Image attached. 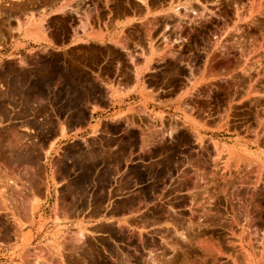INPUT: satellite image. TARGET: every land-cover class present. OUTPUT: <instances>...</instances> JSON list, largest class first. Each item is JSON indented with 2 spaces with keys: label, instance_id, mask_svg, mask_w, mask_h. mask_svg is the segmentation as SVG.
<instances>
[{
  "label": "rangeland",
  "instance_id": "1",
  "mask_svg": "<svg viewBox=\"0 0 264 264\" xmlns=\"http://www.w3.org/2000/svg\"><path fill=\"white\" fill-rule=\"evenodd\" d=\"M181 1L0 0V84L2 85L0 90V115H3L0 118V127L11 128L19 124L20 114L24 107L23 97L20 92L22 88L28 86L44 93H53L54 96H50L51 102L49 101L48 103L44 98L43 105L49 107L54 103L58 113L55 112L56 114H54V111H51L52 113L49 111L44 112V114L47 113L46 118L48 119L46 120L50 124L57 123V121L63 123L70 130H76V127L82 128L75 132L76 136L73 140L70 139L62 149H59L60 156L57 158L58 167L55 172V179L57 181L60 179L58 190L60 195L66 197L67 202H71V196L74 193L87 191L95 194L100 187L103 190L104 201L108 196L116 200L115 193L117 191L113 190L117 187L122 189L136 188V185L134 186V175L137 173L142 177L137 185L147 189V192L152 191L153 187L150 186L156 185L160 197L166 194V198L155 201L156 206L149 208L147 212L140 216L137 223L123 225L124 229L126 227L127 230H130V234L132 233L131 238L125 239L124 234L126 233L123 232L121 239L124 241L113 243L103 239L104 231L116 234L114 229L106 225H99L97 232L95 228L84 229L85 232L98 236L99 240L88 239L87 243H85L84 255L77 256L76 254L70 256L69 261L72 264H169V262L171 264H187V259H189V264H264V216L261 221L258 218H252L253 213L257 211V207L254 206L253 202L264 201V168L259 167L257 161L253 159L256 155L252 154L254 151L262 150L264 155V138L257 145L253 137L260 122H264V101L259 105H254L255 103L252 102L250 106L246 102L242 103V99L245 98L242 95L244 91L250 89V93H255L258 88H264V34L261 33L264 32V15H262L264 14V0H234L235 3L233 0L232 2L229 0L231 2L230 5L228 0V2L223 0L224 6L222 0H190L192 3L188 5L177 6L180 3L182 4ZM175 3L179 8L174 12L177 16L174 22L173 19L176 16L175 14L172 16V32L169 36L174 38H192L197 41L219 40L220 51L225 53L229 51V54L233 53L232 60L228 64H223L224 68L220 69L221 76L219 74L218 84H216L220 114L217 118H213V121H205V124L214 128L219 125L213 138L219 144L224 145V151L218 153L215 150L217 148H215L211 155L209 150H205L204 159L201 158L204 162L200 158V160H197L192 150L194 147L192 140L189 143L188 138L180 127V124L183 123L182 120L188 114L192 116L195 122L196 118L194 116L197 109L200 108L197 105L200 101V96L186 98L189 103L183 108L180 103L181 97L176 98V94L183 91L187 77H194L200 74V71L196 68L201 66L202 56L199 53H197L199 57L195 58L197 60L196 66H193L190 74L182 62L179 63V60L183 57L180 53H188L187 47L184 46L175 50L176 53L174 55L167 54L163 62L155 63L157 68L155 72L146 74V78H152V91L156 90L155 86L166 90L173 87L172 89L176 93L174 95L161 94L152 102V98L149 97L151 102L149 108L153 110V113H161L163 119L158 127L153 128L152 122L154 119L152 120L150 116H147L148 118L144 116L147 121L144 119L142 129L150 137L154 133L165 135L166 149L161 151L160 154H154L153 158L147 161V166L141 165L137 169L132 160H125L132 150L131 143H133L135 138L133 127L128 125L125 117H128L129 113L132 112V107L139 98L133 93L130 99H125L126 95L122 92H120L119 98H113L107 95L106 90L108 89L105 88L103 82L105 77L109 78L110 80L107 81L110 83V87L120 91H125V88L133 82L132 68L135 67V63L134 60L130 61L127 52L114 42V38L117 35L119 38L118 32L121 29L123 30L124 33L120 34V38L125 40L127 48H133V50H136V47L134 48L133 46V30L138 27L143 39L152 38L150 40L166 41V22H170V14L145 17L151 14L150 10L153 12L160 10L157 13L160 14L166 11L165 9L168 8L169 4L173 5ZM254 3L258 4V6ZM259 3H262L261 7H259ZM227 4L229 7H227ZM229 8L233 10H229ZM57 9L62 12L57 11ZM215 9L216 11L214 12ZM226 10L229 14L225 13ZM211 12L212 15L210 14ZM217 12L219 15L221 14V17ZM230 13L235 16L230 17ZM128 16H134L137 19L131 25L123 26L119 20ZM200 16L203 18L201 19ZM226 16H228L227 19L225 18ZM253 17H257V21H254L255 18L252 19ZM260 17L261 19H259ZM206 19H209L208 22ZM226 20L228 21L226 22ZM258 20L262 22V24L260 23L261 30H258L259 33L253 28ZM83 21L86 22L84 28L81 26ZM137 21H140V24ZM249 21L250 24H248ZM32 22L35 25L39 22L41 23V28L46 37L45 40H38L35 34H28L29 28L32 27ZM252 22L255 23L252 25ZM245 27L248 30L247 28L244 29ZM221 28H227V30H224V32ZM252 29L257 32L254 33ZM87 31L102 33L104 37L102 40L90 39L86 34ZM78 33H84V39H78L74 45L68 48L55 50L57 48L55 42L51 40L52 37L63 41ZM220 35H224L226 39L224 36L223 39ZM169 36L167 38H170ZM218 36L225 41H220L221 39H218ZM251 36L253 40L250 39ZM46 40H49L50 44ZM241 42L244 43L242 44ZM234 45L235 48H232ZM224 46L227 47L225 48ZM151 50L153 51V48ZM21 57L25 59L26 64L18 65L17 62ZM230 62H232L231 67ZM227 67L230 68L227 69ZM168 76L176 78L174 86L166 83L165 80ZM224 78L228 79V81ZM232 79H235L234 82ZM246 80L248 83H246ZM218 87L220 90H218ZM225 88L228 89L227 93ZM237 88L240 89L238 90ZM53 98L54 101L52 100ZM105 98H109L114 102L116 110L92 117V112L89 110L90 103H104ZM143 98L147 99L146 97ZM208 98L210 99V97ZM247 98L252 100L253 95ZM45 102L47 103L45 104ZM140 102L142 103V101ZM10 105H14L13 108ZM145 115H149V113ZM241 115H244L245 118L242 119ZM117 116L121 117L117 118ZM8 117L10 120H6ZM37 117L33 119V122L38 120ZM196 120L199 121L198 119ZM91 121H93V125L98 126V131L94 134L92 133L93 125L89 126ZM239 121L248 125L250 129L244 132L243 127H238ZM29 126L34 128V124H29ZM9 130L8 133L10 132V134L8 135L12 134L10 136L12 138L14 137L13 134L18 132L16 128H11L12 131ZM14 130L15 133H12ZM8 135L7 137L6 135L0 136V144L4 153L9 150V154H13L16 147L11 144V138L8 141ZM249 136H251V139H249ZM20 139L22 140V138ZM234 139H238L244 144L248 142V153L250 152L251 154L233 152L231 147ZM6 143L11 144L10 147ZM215 146L217 147V145ZM165 153L166 159L162 160L158 157ZM221 155H223L222 158ZM131 156L132 154L130 158ZM234 157L237 159L236 161L235 159L230 160ZM154 158L155 160H153ZM98 171H100V174H98ZM116 171L119 174L114 179H117L118 182L113 180V175ZM163 175H166V187L161 186L158 182V178ZM108 190L112 192L108 193ZM1 194L3 193L0 191V198L2 199L3 196ZM11 208L15 210L14 207ZM50 208L51 206L49 205L47 208L40 205L37 211L33 213L32 219L22 221L18 229L12 220L16 219L18 214L16 212L19 207L18 209L16 207V212L10 208L2 207L0 209V220L2 219L0 221V231L3 233L1 234L0 232V264L63 263V256L57 253V249L55 248L54 250V248L49 247L40 238V231L45 223L42 218L45 215H49ZM3 209L8 211V215L7 213L3 214ZM74 212L75 208L71 206L69 213L73 214ZM244 212L250 213L248 216L250 221L243 219L242 214ZM11 213L16 216L14 217ZM2 215H5V217H2ZM73 217L71 216L69 219H74ZM69 222V228L73 229L75 221L73 223ZM198 226H201L200 229ZM135 232L139 234L136 235ZM119 235L118 233L117 236L121 237ZM8 237L10 238L8 239ZM200 237L201 239H199ZM45 238L48 242L50 241V236ZM209 240H212L214 245ZM66 242L68 241H63V243ZM69 242L76 247L80 244L79 240ZM210 247L213 250H209L208 248ZM87 249L88 251H86ZM205 249L206 251L208 250L207 253L209 255ZM52 251L54 252L53 255H51ZM186 252L189 255L187 253L186 256ZM242 252L247 255L246 260L239 257ZM205 253L207 254L206 258H203ZM211 257L213 261H209Z\"/></svg>",
  "mask_w": 264,
  "mask_h": 264
},
{
  "label": "crops",
  "instance_id": "2",
  "mask_svg": "<svg viewBox=\"0 0 264 264\" xmlns=\"http://www.w3.org/2000/svg\"><path fill=\"white\" fill-rule=\"evenodd\" d=\"M181 2H182V4L180 3L177 6L181 7L183 4L184 5H188L189 3H192V1H190V0H182ZM177 6H176V3L173 4V5L169 4L168 8L165 9L166 11L162 12V13L159 12L160 14H157L158 11H160V10H155V12L150 10L151 14L147 15L145 17V18H149V17L158 16V15H161V14L164 15L166 13L170 14V16H169L170 17L169 18L170 22L169 23L166 22V41H163V40H160V41L150 40V42H149L148 38L147 39H143L142 38L143 35L140 34V28L138 27V28L133 30V32H134V34H133V38H134L133 43H134V45L133 46H134V48L136 47V50L135 49L133 50V48L132 49L127 48L125 40H121L120 34L124 33L123 30L121 29L118 32L119 33V38H118V35H117L116 38H114V42L116 44L120 45L122 47V49L127 52L130 61L135 60L134 63H136L135 67L132 68V81L133 82L129 86H127V88H125V91H120L118 89H114V88L110 87V83L107 81V80H110L109 78L105 77L104 78V82H103V84L105 85V88L108 89V90H106L107 91V95H109V96H111L113 98H119L120 95H121L120 92H122L124 95H126L125 99H130V97L133 95V93L138 98L140 97L135 102L134 106L132 107V112L133 113L130 112L129 116L125 117V120L127 121L128 125H130L132 127L134 126L133 127V130H134L133 133L135 134L134 141H133V143H131L132 144V150L130 151L128 157L125 160H129V159L132 160L133 163L136 165V168L138 167L137 169H139L141 167V165L147 166L148 163H146V162L148 160H151L153 158L154 154H156V153L160 154L161 151L166 149V138H165V135H160V133H154L152 135V137H150L149 135L147 136V134L143 131L141 126L144 125V121H145L144 118H143L144 115L142 117V115L140 116L138 114V111H135V110H138V108H137L138 106L137 105L140 103V101H142V103H143V105L145 107V111H148V113L151 114V118L152 119L154 118V120L152 122L153 123V127H158L159 124H161L163 116H162L161 113H158V112L157 113H153V110L149 108L150 103L153 100H156L157 96H160L161 94L173 95L174 93H176V91H174L172 89L173 87L168 89V90H166V89H163V88L155 86L156 90L152 91L151 90V82H150V81H152V78H146L145 75L149 74L151 72H155L157 70V68L155 67V63L163 62L165 60L167 54L168 55H174L176 53L175 50L183 48L184 46L187 47L186 49L188 50V53H180V55L183 56V57H182L181 60H179V63L182 62L183 66H185V68H187L188 71L190 70L189 73H191V69L193 68V66L194 65L196 66L197 60H195V58L199 57V56H197V53H199L202 56V61L200 63L201 66H197L196 67L198 69V71H200V74L197 75V76L191 77V78L187 77V80H186V83H185L187 85H185V87H184L182 92H180L179 94H176V98L177 97H181V102L180 103H181V105L183 107V106L188 105V103H189L186 100V98L189 99V97H192V96H195V97L200 96V99H199L200 101L197 104L198 106H200V108L197 109L196 114L194 116L199 121H197L194 118L195 119V122H194L192 116L188 114L182 120L183 123L180 124V127L182 128L184 135L188 138L189 143H190V140H192V142L194 144V147L192 148V150H193V153L195 154V158L197 160H200L199 158L203 157L205 150H207V151L209 150L211 152V155H212L214 149L216 148L215 145L218 143L216 141V139L213 138V135H214L215 132H217V129H218L219 125H217L214 128L213 126H208L207 124H205L206 123L205 121L206 120H208V121L212 120L213 121V118L214 119L217 118L219 116V114H220L219 113L220 112L219 103H218L217 92H216L217 88H215L216 87L215 83L218 81V78H219V73L220 72H218V71H220V68L223 67L222 66L223 64H226L228 61H231V59L233 58V55L229 54V53H225L224 51H220L219 48H217V47H219V42L216 41V40L197 41V40L192 39V38H178V37L174 38V37L169 36L170 33L172 32V30H171V28H172V26H171L172 25V16L175 14L174 12L179 8ZM57 11L62 12L59 9H57ZM147 12H149V11H147ZM175 16H176V14H175ZM136 19L137 18L134 17V16H132V17L128 16V17H126L124 19H121L119 21L122 23L123 26H126V25H131L134 21H136ZM176 19H177V16H176V18L173 19V22ZM137 22H138V24H140V21H137ZM31 24H32V27L29 28L28 34H35L38 37V40H41V39L45 40L46 37L44 36V32H43V30L41 28V23L39 22L38 24L35 25L32 22ZM85 25H86V22L83 21L81 26L84 28ZM191 30H193V29H191ZM86 34H87L88 38H90V39L102 40L103 37H104V34L96 33L94 31H87ZM168 36L170 38H167ZM139 37H141V38H139ZM78 39H84V33H78L76 35H71L67 40H63V41L57 40L56 38H53V37L51 38V40H53L55 42V46L57 48L55 50H61V49L68 48V47L74 45L77 42ZM84 41H86V40H84ZM46 42H48L50 44L49 40H46ZM151 42H153L152 43L153 45H151ZM151 48H153V52H151ZM205 48H206V50H205ZM220 52H223V53L221 54ZM228 54H229V56H228ZM135 55L137 57H135ZM228 57L229 58L231 57V58L229 59ZM217 59H219V61ZM223 60H225V61H223ZM213 62H215V63L217 62V63L215 64ZM17 63H18V65H22V64H26V61H25V59L23 57H21L18 60ZM19 63H21V64H19ZM211 64L214 65V66H212ZM148 65H150V66H148ZM142 67L144 68L143 71H141ZM212 69H214V70H212ZM216 72H217V74H216ZM165 81H166V83L168 85L172 84V86H174V82L176 81V78H174L172 76H168V77H166ZM214 81H216V82H214ZM142 87H144V88H142ZM202 87H203V89H202ZM24 89L25 88H23V90H20V92H21V94L23 96H24L23 93H26V91H25L26 89L25 90ZM37 92H38V90H37ZM40 92H43V91H40ZM213 92H215V93H213ZM45 94L46 93H44V95ZM49 94H50V92L47 93L48 96L51 95V94L50 95ZM149 94H150V96H149ZM41 95H42V93H41ZM141 95L143 97H146L147 99H144V98L141 99ZM242 95H243V97H245V98L242 99V103L243 104L246 102L250 106L251 103L252 102H256V99H257V103H255L254 105H256V104L259 105V104H261L264 101V88H258V91L255 92V93H250V89H248V90L244 91V93H242ZM252 95L253 96H259V97H257V98L253 97V101L251 99L247 98V96L251 97ZM149 97L152 98L151 102L149 101L150 100ZM208 97H210V99ZM208 99L211 100V102H209ZM41 100L43 101V99H41ZM41 100L38 101V102H35V103H37L35 106H38L42 102ZM23 101H24V99H23ZM24 103H25V105H24L23 109L25 110L26 109L25 108L26 107V101H24ZM42 104L43 103H41L40 106ZM50 106L52 108V109L50 108L52 111L54 110V112H57L56 108L54 107V103H53V105L51 104ZM89 106H90L89 110L92 112L91 113L92 117H94L95 115H97V116L98 115H102L103 113H107V112L111 113V112L116 110V105L109 98L108 99L105 98L104 103L103 102L102 103L99 102V104L90 103ZM191 108H193V107H191ZM191 108H190V110H191ZM244 114H246V113H244ZM121 116H117V118H119ZM135 116L137 117L138 120H134V119H136ZM133 117H135V118H133ZM241 118L244 119L245 118L244 115H241ZM92 120H93V118H92ZM142 120H144V121H142ZM130 122H131V124H130ZM18 123L20 124L21 122L19 121ZM135 123L140 124V126L138 124H135ZM19 124L18 125H14V127L17 129L18 134L19 133L21 134L22 133L21 130H23V127L25 126V124H22V125L21 124L19 125ZM63 125H64L63 123H60L61 127H63ZM91 125H93V121H91L89 123V126H91ZM263 125H264V122H260V124L258 125L257 130L255 131V133L253 135L256 144L260 143L262 138H264V136H263L264 135V126ZM59 127H58V131H57L58 133L56 134V136H54L52 138V140L50 142L51 146L48 147V149H47L49 151V153H48V155L45 158V161L47 163L46 164V166H47L46 167V175H47L46 183L48 185V194L46 196H45V194L38 195L37 198L42 197V198H40V201H41L40 205L41 206H44L45 208H47L48 205L51 206L49 215H45L42 218L45 223H44V227L40 231V238H42L43 241H45L46 244L49 247L54 248V250L56 248L57 251H58V252L57 251L56 252L58 254H61V255L63 254L62 255L63 256V263H61V264H69L70 263L69 258H70L71 254L73 256L76 255V254L77 255H84L83 253H84V250H85V243H87L88 239L92 238V239H95V241L99 240L98 236H95L93 233L90 234L88 232H85L84 229H88V227L89 228H95L96 232H97L98 231L97 229H98L99 225H106V226L114 229V233H116V234L114 235L112 233H108V231H104L103 232V235H104L103 239H106V240H108L110 242H113V243H116L117 241H121V240L124 241L123 239H121L122 236H123L122 235L123 231L126 232V234H124V236H125L124 238L125 239H127L128 237L130 238L132 235L129 232L130 230L127 231V229H124L123 225L124 224L132 225L134 223H137L138 218L140 216H142L145 212H147L149 208L156 206L155 201L164 200L166 198V194L165 195L163 194V196L160 197V193L157 192L156 185L150 186V187H153L151 192H147V189L140 187V185H137L138 181H140V178H142L137 173L136 175H134V181H135L134 186L136 185L135 186L136 188L122 189L120 187H117L115 190H113V191H117L115 193L116 194V198H117L116 200L113 199L112 197L108 196V197H106V200L104 201L103 200V196H102V192H100V190L101 191H103V190H102V187H100L99 190L95 194L91 193V192H87V191H83L82 193L81 192L74 193L73 196H71V199H72L71 203L67 202V201H64V200H66V197L60 195L59 190H58L59 181H57L54 178L55 177L54 176L55 172H53L55 169H57L58 165H56V164H58V162L56 164H53L52 167H50L48 165V161L49 160L51 162L57 161L56 158H58L60 156L59 155V149L60 148L62 149V147L65 146L67 141H69L70 139L73 140V138H75V136H76L75 132L78 129H82V128L76 127V130H70V129L67 128V126H64V128L65 129L67 128V130L69 131L68 132L66 130L67 131L66 132L67 133V137H70V138L66 139L64 137H61L63 133L59 129ZM238 127H243L244 128V132H246L247 129L248 130L250 129L248 125L243 124L240 121L238 122ZM2 128H4V129H2ZM5 128H7V129H5ZM193 130H195V131H193ZM7 131H8V127H0V134L2 133L1 134L2 136L3 135H7L8 134ZM92 131H93L92 132L93 134L96 133L98 131V126L97 125H93L92 126ZM140 131L141 132L143 131V133H140ZM191 131H193V132H191ZM6 132H7V134H5ZM71 132L74 133V134L72 135ZM139 133L141 134V136H140ZM167 136L169 137L168 133H167ZM145 137H147L149 140L147 138H145ZM144 139H147V140H144ZM205 139H207V140H205ZM249 139H251V136H249ZM141 140H143V143L141 142L143 145L140 144ZM22 141H23V138H22ZM84 141H85V139H84ZM203 141L205 142L204 145H203ZM19 142H18V146L21 147V145H20L22 143L21 139H19ZM138 142H139V144H138ZM245 144L241 143L238 139H234L233 142H232V147H231L232 151L233 152L237 151V152H240L242 154H248V155L251 154L250 152L248 153L249 150H248L247 145L249 143L247 142ZM205 145H207V146H205ZM20 147H17V149L14 150V153L13 154L10 153V155H9V150H7V152L4 153L2 145L0 144V160H1L0 163H2V162L4 163V164L3 163L0 164V168L2 167L0 169V173L4 174V175H5V173H7V174H9V172L11 173V171H9V170L12 169L14 164H16L13 168L15 169V167L18 166V167H16L18 170L15 169L16 171H12L13 177L15 176L17 179H19V181H21L19 183L20 185L16 181V184L19 185V186H17L15 184L10 183L11 181L5 180L6 178L2 179V178H4L2 176L0 178L4 182L7 181L10 184L5 182L7 184L6 185V184L3 183V181H0V184L6 185L5 187H7V188H9V186L11 185V187L9 189H6V188L5 189L9 190L8 192H10V193H11V190L12 191L16 190L12 194L15 195L16 194L15 192H17L18 195L16 194L15 197L19 196L21 198V194L19 195V193H22V194H23V192L25 193L27 191L26 189H28V188H27V179H26L27 177L25 176V175H27L26 172H25L26 169H25V167H22L23 165L26 166V163H23V162H26V161H23V160H25L26 157L24 158L25 155H22L20 157V154H22V153H20V151H22L21 150L22 148H20ZM142 147H143V149H140ZM148 147H150V148H148ZM18 149H20V150H18ZM137 153H139V155ZM23 154H24V151H23ZM57 154H58V156H57ZM131 154H132V156L130 158ZM252 154L256 155L255 157H253V159L255 161H257V164L259 165V167L260 168H264V155H263L262 150L254 151V152H252ZM15 155H17V156H15ZM140 156H141V158H140ZM16 157H18V158H16ZM158 157L164 160V159H166V153L162 154V156H158ZM153 160H155V158ZM14 161L16 163H14ZM21 162H22V164H21ZM40 162H43V157L42 156L40 158ZM5 165H6V167H5ZM7 166H8V168H7ZM54 166H55V169H54ZM22 168L25 169V170L23 169L24 170V171H22L23 173L20 171V170H22ZM14 169H12V170H14ZM7 171H9V172H7ZM18 171H20V172H18ZM14 172L18 173L17 176H16V174ZM99 172L100 171H98V174H100ZM118 174H119V172L116 171V173L113 175V180H115L114 178ZM19 175H20V177H19ZM9 176H10V174H9ZM22 176H23V178L25 180L22 178ZM165 176L166 175H163L161 178H158V182L163 187H166ZM7 177H8V175H7ZM115 182H118V180L116 179ZM21 183H22V185H21ZM4 185L2 186V188L0 187V189H1L0 191L4 195V197L2 198L3 199L2 201H3L4 205H3V203H1V206L3 205L4 206L3 208H6L7 206H8L7 208H9L10 206H12V207L18 206L16 204H18L19 202L12 204L11 200L12 201H14V200L18 201V199L20 200V198L17 199L12 194H11V198H12V196L14 198H12L11 200H9L10 198L5 197V196H9V194H7V191L4 189ZM14 185L17 186L18 189H16L17 187L12 189V187ZM23 186L26 189L23 188ZM3 189H4V192L7 195H5L4 192L2 191ZM23 189L25 191H23ZM17 190H19L21 192H19ZM110 192H112V191L108 190V193H110ZM4 198H5V200H7V204H5L6 201L4 200ZM57 199H59V200H57ZM61 202H62V204L64 203V206L62 204H60ZM97 202H98V204H97ZM69 203H70V205H68ZM118 203H119V205H118ZM249 203H247V204H249ZM9 204H11V205L9 206ZM66 204H67V206H65ZM253 204H255L254 206L257 207V211H255L253 213L252 218H258L261 221L262 217L264 216V201H257V202L254 201ZM5 205H7V206L5 207ZM71 206H73L75 208V212L73 214L69 213V208ZM92 206H93V208H92ZM94 208L95 209L97 208L96 210H98V211H96ZM102 208H104V209H102ZM65 209L67 210V212H66ZM93 209H94V212L96 211L98 213L95 212V214H94V212L92 211ZM99 211H100V213H99ZM249 214L250 213H245L244 212L242 214L243 219L245 218L244 220L250 221V219H248V218H250V217H248ZM71 216H74L73 217L74 219L70 220L69 218ZM69 221H71L72 223L75 221V223L73 224L74 225L73 229L69 228V225H70ZM127 221H129V223ZM119 223L123 224V225H120ZM95 226H97V227H95ZM77 231H82V233H83L82 237L78 236L76 234ZM118 233L120 234L119 236H121V235L122 236L118 237L117 236ZM46 236H50V241L49 242L46 240V238H45ZM73 240H75V241L79 240L80 244H82V245L79 244L78 247H75L74 245H71L69 241H73ZM63 241H68V242L63 243ZM70 249H72V250H70ZM68 253H70V254H68ZM66 254H67V256H66ZM70 264H72V263H70Z\"/></svg>",
  "mask_w": 264,
  "mask_h": 264
},
{
  "label": "bare ground",
  "instance_id": "3",
  "mask_svg": "<svg viewBox=\"0 0 264 264\" xmlns=\"http://www.w3.org/2000/svg\"><path fill=\"white\" fill-rule=\"evenodd\" d=\"M229 1V0H228ZM227 0H226V2H228ZM230 2V1H229ZM231 2H232V0H231ZM231 2L229 3V5L231 4ZM233 2H234V0H233ZM222 3H223V6H224V2H223V0H222ZM235 3V2H234ZM237 3H239V2H237ZM255 3H258V2H255ZM254 3V4H255ZM260 4V3H259ZM262 4V3H261ZM261 4L259 5V7H261ZM229 5L227 4V7H229ZM256 5V4H255ZM226 6V5H225ZM256 6H258V4L256 5ZM263 6V5H262ZM258 7V8H259ZM264 7V6H263ZM262 7V8H263ZM217 8V7H216ZM239 8V7H238ZM211 9V8H210ZM224 9V8H223ZM228 9V8H227ZM252 9V8H251ZM222 10V9H221ZM229 10H233V9H230L229 8ZM256 10V9H255ZM254 10V11H255ZM211 11H213V10H211ZM216 11V9L214 10V12ZM224 11V10H223ZM262 11V10H261ZM207 12H209V11H207ZM221 12V11H220ZM219 12V13H220ZM227 12V10L225 11V13ZM230 12H233V11H230ZM241 12V11H240ZM258 12H260V11H258ZM263 12H264V10H263ZM242 13V12H241ZM202 14V13H201ZM200 14V15H201ZM211 15H212V12L210 13ZM215 14V13H214ZM217 14H218V12H217ZM227 14H229V12H227ZM232 14V15H231ZM260 14V13H259ZM205 15H206V13H205ZM219 15V14H218ZM218 15H216V16H218ZM221 15V14H220ZM219 15V16H220ZM224 15V14H223ZM226 15V14H225ZM248 15V14H247ZM256 15V14H255ZM257 15H258V13H257ZM256 15V16H257ZM262 15H264V14H262ZM261 15V16H262ZM202 16V15H201ZM200 16V17H201ZM213 16H215V15H213ZM231 16H235L233 13H230V17ZM239 16V15H238ZM245 16V15H244ZM253 16V15H252ZM207 17L209 18V16L207 15ZM206 17V18H207ZM221 17V16H220ZM251 17V16H250ZM258 17V16H257ZM257 17H253L252 19H254L255 18V20L254 21H257L256 20V18ZM203 17H201V19H202ZM212 18V17H211ZM226 19L228 18V16H226L225 17ZM233 18V17H232ZM235 18V17H234ZM263 18H264V16H263ZM194 19V18H193ZM200 19V18H199ZM219 19H222V18H219ZM231 19V18H230ZM230 19H228V20H230ZM238 19H240V18H238ZM259 19H261V17L259 18ZM155 20V19H154ZM207 20V22H208V20L209 19H206ZM216 20V19H215ZM214 20V21H215ZM224 20V19H223ZM223 20H221V21H223ZM228 20H226V22L228 21ZM231 20H234V19H231ZM251 20V19H250ZM264 20V19H263ZM263 20H260V21H263ZM194 21V20H193ZM203 21V20H202ZM253 21V20H252ZM146 22V21H145ZM148 22V21H147ZM206 22V23H207ZM215 22H217V21H215ZM225 22V21H224ZM224 22H222V23H224ZM246 22V21H245ZM258 22H259V20H258ZM257 22V24H255L254 25V29H256L257 31L259 30H261V24H262V22H259L258 23ZM264 22V21H263ZM219 23V22H218ZM247 23V22H246ZM255 22H252V25L254 24ZM261 23V24H260ZM230 24V23H229ZM235 24V23H234ZM248 24H250V21H249V23ZM152 25V24H151ZM217 25V24H216ZM219 25V24H218ZM238 25V24H237ZM236 25V26H237ZM150 26V25H149ZM226 27H227V25H225ZM244 26H246V25H244ZM250 26V25H249ZM224 27V26H223ZM222 27V28H223ZM242 27V26H241ZM247 27H248V25H247ZM247 27H245L244 29H246ZM252 27V26H251ZM221 28V29H222ZM234 28V27H233ZM238 28V27H237ZM237 28H236V30H237ZM260 28V29H259ZM148 29H151V28H148ZM148 29H147V31H148ZM240 29V28H239ZM243 29V30H244ZM251 29V28H250ZM254 29H252V30H254ZM220 30V29H219ZM223 31L225 30H227V28H225V29H222ZM221 30V31H222ZM230 30V29H229ZM247 30H248V28H247ZM247 30H246V32H247ZM145 31V30H144ZM150 31V30H149ZM158 31V30H157ZM214 31H216V30H214ZM222 31V32H223ZM224 31V32H225ZM232 31H234V30H232ZM231 31V32H232ZM240 31V30H239ZM256 31V32H257ZM259 31H258V33H259ZM146 32V31H145ZM151 32V31H150ZM163 32V31H162ZM228 32V31H227ZM238 32V31H237ZM255 32V30H254V33H256ZM220 33V32H219ZM249 33V32H248ZM253 33V34H254ZM262 34H264V32H261ZM230 34V33H229ZM151 35V34H150ZM224 35H227V34H224ZM224 35H220V37L222 36H224ZM237 35V34H236ZM242 35V34H241ZM249 35H251L250 33H249ZM255 35V34H254ZM253 35V36H254ZM141 36V35H140ZM233 36V35H232ZM231 36V37H232ZM244 36V35H243ZM258 36V35H257ZM151 37V36H150ZM219 36H218V39L220 38ZM225 37V36H224ZM224 37H223V39H224ZM139 38H141V37H139ZM165 38V37H164ZM163 38V39H164ZM214 38V37H213ZM212 38V39H213ZM235 38V37H234ZM233 38V39H234ZM240 38V37H239ZM253 37L251 36V38L250 39H252ZM150 39H152V38H150ZM150 39H149V42H150ZM217 39V40H218ZM221 40L220 41H222L223 39L222 38H220ZM225 39H226V37H225ZM242 39V38H241ZM215 40V39H214ZM239 40V39H238ZM238 40H236V41H238ZM253 40V39H252ZM256 40V39H255ZM141 41V40H140ZM190 41V40H189ZM219 41V40H218ZM223 41H225V40H223ZM231 41V40H230ZM229 41V42H230ZM235 41V40H234ZM144 42V41H143ZM214 42V41H213ZM245 42V41H244ZM243 42V43H244ZM256 42H257V40H256ZM242 43V42H241ZM242 43V44H243ZM246 43H248V42H246ZM255 43V42H254ZM253 43V44H254ZM259 43V42H258ZM212 44V43H211ZM241 44V45H242ZM252 44V43H251ZM256 44V43H255ZM263 44H264V41H263ZM153 45V44H152ZM223 45V44H222ZM226 45V44H225ZM229 45H231V44H229ZM245 45V44H244ZM258 45V44H257ZM221 46V45H220ZM251 46V45H250ZM225 47V46H224ZM223 47V48H224ZM227 47V46H226ZM225 47V48H226ZM232 47V46H231ZM242 48H243V46H241ZM245 47H247V46H245ZM244 47V48H245ZM253 47V46H252ZM144 48V47H143ZM163 48V47H162ZM207 48V47H206ZM206 48H205V50H206ZM217 48H219V47H217ZM224 48V49H225ZM232 48H235V45H234V47H232ZM250 48V47H249ZM255 48H256V46H255ZM156 49V48H155ZM229 49V48H228ZM252 49V48H251ZM254 49V48H253ZM216 50V49H215ZM223 50V49H222ZM230 50V49H229ZM242 50V49H241ZM241 50H239V51H241ZM260 50H262V49H260ZM260 50H258V51H260ZM218 51V50H217ZM234 51H235V49H234ZM237 51H238V49H237ZM251 51V50H250ZM151 52H153L152 50H151ZM262 52H263V50H262ZM219 53V52H218ZM221 54L223 53V52H220ZM228 53H229V51H228ZM137 54V53H136ZM213 54V53H212ZM231 54V53H230ZM233 54V53H232ZM248 54V53H247ZM259 54V53H258ZM262 54V53H261ZM215 55V54H214ZM254 55V54H253ZM212 56V55H211ZM217 56V55H216ZM221 56V55H220ZM228 56H229V54H228ZM231 56V55H230ZM135 57H137L136 55H135ZM134 57V58H135ZM157 57V56H156ZM213 57V56H212ZM223 57V56H222ZM227 57V56H226ZM232 57V56H231ZM230 57V58H231ZM251 57V56H250ZM249 57V58H250ZM264 57V56H263ZM262 57V58H263ZM221 58V57H220ZM224 58V57H223ZM229 58V57H228ZM229 58V59H230ZM235 58V57H234ZM248 58V59H249ZM215 59V58H214ZM237 59V58H236ZM218 61H219V59H217ZM227 60V59H226ZM232 60V59H231ZM260 60V59H259ZM135 61V60H134ZM137 61V60H136ZM223 61H225V60H223ZM229 62V61H228ZM228 62H227V64H228ZM25 63V62H24ZM138 63V62H137ZM213 63H215V62H213ZM217 63V62H216ZM215 63V64H216ZM220 63V62H219ZM225 63V62H224ZM231 63L232 62H230L229 64H230V67H231ZM248 63V62H247ZM263 63V62H262ZM19 64H21V63H19ZM136 64V63H135ZM241 64V63H240ZM212 65V64H211ZM148 66H150V65H148ZM212 66H214V65H212ZM223 66V65H222ZM228 66V65H227ZM242 66V65H241ZM226 67V66H225ZM230 67H227V69L228 68H230ZM250 67V66H249ZM150 68V67H149ZM211 68V67H210ZM221 68H224V66L223 67H221ZM220 68V69H221ZM236 68V67H235ZM244 68V67H243ZM258 68V67H257ZM261 68V67H260ZM143 67H142V69H141V71H143ZM148 69V68H147ZM226 69V70H227ZM232 69V68H231ZM150 70V69H149ZM198 70V69H197ZM212 70H214V69H212ZM241 70H243V69H241ZM248 70V69H247ZM190 71V70H189ZM240 71V70H239ZM250 71V70H249ZM252 71V70H251ZM218 72H220V71H218ZM222 72H224V71H222ZM221 72V73H222ZM233 72V71H232ZM236 72V71H235ZM234 72V73H235ZM264 72V71H263ZM148 73V72H147ZM226 73H228V72H226ZM256 73V72H255ZM260 73V72H259ZM146 74V73H145ZM190 74V73H189ZM216 74H217V72H216ZM220 74V73H219ZM233 74V73H232ZM239 74H240V72H239ZM242 74H243V72H242ZM254 74V73H253ZM215 75V74H214ZM227 75V74H226ZM8 76V75H7ZM144 76V75H143ZM146 76V75H145ZM220 76H221V74H220ZM228 76V75H227ZM244 76H245V74H244ZM244 76H243V78H244ZM262 76V75H261ZM30 77V76H29ZM252 77V76H251ZM191 78V77H190ZM227 78V77H226ZM226 78H224V79H226ZM232 78V77H231ZM241 78V77H240ZM169 79V78H168ZM248 79V78H247ZM172 80V79H171ZM227 81H228V79H226ZM233 80V79H232ZM231 80V81H232ZM235 80V79H234ZM234 80H233V82H234ZM241 80H243V79H241ZM250 80V79H249ZM261 80V79H260ZM144 81V80H143ZM223 81V80H222ZM230 81V80H229ZM240 81V80H239ZM244 81V80H243ZM247 81V80H246ZM245 81V82H246ZM151 82V81H150ZM168 82V81H167ZM213 82V81H212ZM214 82H216V81H214ZM224 82V81H223ZM170 83V82H169ZM209 83V82H208ZM225 83V82H224ZM237 83V82H236ZM246 83H248V81L246 82ZM215 84H218V82L217 83H215ZM225 84H227V83H225ZM229 84H230V82H229ZM241 84V83H240ZM243 84H245L244 82H243ZM172 85V84H171ZM187 85V84H186ZM223 85V84H222ZM228 85V84H227ZM234 85H236V84H234ZM135 86V85H134ZM144 86V85H143ZM210 86V85H209ZM224 86V85H223ZM222 86V87H223ZM238 87H239V85H237ZM246 86V85H245ZM1 87H2V85L0 84V90H1ZM213 87V86H212ZM217 87V86H216ZM215 87V88H216ZM219 87H221V86H219ZM219 87H218V90H220L219 89ZM225 87H226V85H225ZM229 87V86H228ZM233 87H235V86H233ZM241 87H242V84H241ZM255 87V86H254ZM264 87V86H263ZM4 88V87H3ZM142 88H144V87H142ZM224 88V87H223ZM232 88V87H231ZM244 88V87H243ZM26 89V90H25ZM25 91H26V93H23L24 94V96L22 95V97H23V99H24V101H26V109L24 110H22V112H21V114H20V117L21 118H19L20 119V124L22 125V124H25V126L23 127V130H21L22 131V133L19 135L18 134V132L17 133H15V130L12 132V133H15V134H13V138L12 137H10L8 134H10V132L7 134V132L5 133V134H7L9 137H8V141L10 140V138H11V144H13L14 145V147H20V146H18V142H19V139H20V137L21 138H23V141L21 140V147L20 148H22L21 150L22 151H20V153H22V154H20V157L22 156V155H25L24 156V158H25V160H23V161H26V162H23V163H26V166H22V167H25V169H26V174L27 175H25L24 177L27 179V188L28 189H26L24 186H23V188H25L27 191L24 193L23 192V194L22 193H19V192H21V191H19V190H17V191H19L18 193H19V195L21 194V198L19 197V196H16L15 197V195L17 194V192H15L16 194L14 195V194H12V193H14V191H16V190H14V191H12L11 190V193L10 192H8L9 190H6V189H9L10 187H11V185L9 186V188H7V187H5L7 184L5 183V182H7V181H11L10 183H12V184H15V185H17L16 184V181L18 182V184L21 182V181H19V179H17L15 176L13 177V173H12V171H16V170H18L16 167H18V166H16L15 167V169L13 168L16 164H14V166L12 167V169H14V170H12V169H10L9 171H11V173L9 172V171H7V172H9V174H10V176H9V174H7V173H5V175L7 174L8 175V177H7V175L5 176L4 174H1L0 173V177H4V178H2V179H5V180H7V181H3L1 178H0V181H3V183L4 184H6V185H4V189L7 191V194H9V196H5V197H8V198H10L9 200H11L12 198H20V200L18 199V201L17 200H15V202H19L18 204H16V205H18V206H15L14 208H15V210H16V207H17V209H18V207H19V209H18V211L16 212L14 209H12L11 207L12 206H10L11 204H9V208L10 209H12V211H15L16 213H18L17 214V217H16V219H14V220H12V222H13V224H15V226H16V228L18 229V228H20V226H21V222L23 221H26V220H29V219H32V215H33V213L34 212H36L37 211V209L39 208V206H40V198H42V197H40V198H37L38 197V195H43V194H45V196L48 194V185H47V183H46V181H47V175H46V162L45 161H43V162H40V158H41V156L43 157V160L46 158V156L48 155V153H49V151L47 150L48 149V147H50L51 145H50V142H51V138H53L58 132V127L60 126V122H58L57 121V123H52V124H50L46 119H48V118H46V115H47V113L46 114H44V112H47V111H49V112H51L52 110V108H51V106H49V107H45L43 104V106L41 105L40 106V104L41 103H43V101H44V98H45V100L46 101H48V103H49V101L51 102V98H50V96H54L53 94H49L50 96H48L47 95V93L44 95V93L43 92H40L41 90H38V89H34V88H32V87H25ZM146 89V88H145ZM202 89H203V87H202ZM205 89V88H204ZM214 89V88H213ZM234 89V88H233ZM238 89V88H237ZM240 89V88H239ZM238 89V90H239ZM257 89V88H256ZM4 90V89H3ZM22 90H23V88H22ZM36 90V91H35ZM37 90H38V92H37ZM215 90V89H214ZM225 90H227L226 91V93L228 92V89H226L225 88ZM237 90V91H238ZM142 91V90H141ZM233 91V90H232ZM260 91V90H259ZM262 91V90H261ZM148 92V91H147ZM151 92V91H150ZM149 92V93H150ZM171 92V91H170ZM208 92V91H207ZM217 92V91H216ZM220 92V91H219ZM223 92H224V90H223ZM222 92V93H223ZM241 92V91H240ZM1 93H3L2 91H1ZM41 93H42V95H41ZM142 93V92H141ZM140 93V94H141ZM213 93H215V92H213ZM235 93V92H234ZM6 94V93H5ZM139 94V95H140ZM204 94V93H203ZM220 94V93H219ZM230 94V93H229ZM2 95V94H1ZM7 95V94H6ZM14 95V94H13ZM174 95V94H173ZM210 95V94H209ZM227 95V94H226ZM225 95V96H226ZM240 95V94H239ZM3 96V95H2ZM149 96H150V94H149ZM153 96V95H152ZM151 96V97H152ZM202 96V95H201ZM217 96H219L218 94H217ZM235 96V95H234ZM230 97V96H229ZM248 97V96H247ZM254 98L256 97H259V96H253ZM140 98V97H139ZM143 98V96L141 95V99ZM155 98V97H154ZM206 98V97H205ZM221 98V97H220ZM41 99H43V101L41 100ZM48 99V100H47ZM184 99V98H183ZM228 99V98H227ZM42 101L38 106H35L37 103H35V102H38V101ZM53 101H54V98L52 99ZM229 100V99H228ZM253 100V99H252ZM221 101V100H220ZM5 103H6V101H5ZM4 103V104H5ZM9 103V102H8ZM7 103V104H8ZM34 103V104H33ZM47 102H45V104H46ZM250 103V102H249ZM254 103H257V102H254ZM253 103V104H254ZM30 104V105H29ZM32 104V105H31ZM233 104V103H232ZM242 104V103H241ZM6 105V104H5ZM9 105V104H8ZM24 105H25V103H24ZM52 105H53V103H52ZM225 105V104H224ZM223 105V106H224ZM239 105V104H238ZM11 106V105H10ZM14 106V105H13ZM13 106H11L12 108H13ZM138 107V110H135V111H138V114L141 116L142 115V117H143V115L145 116V118H148L147 116H149L150 115V117H151V114L149 113V115H145V114H147L148 113V111H145V107H144V105L140 102L138 105H137ZM214 106V105H213ZM230 106V105H229ZM235 106V105H234ZM6 108V107H5ZM12 108H10V109H12ZM24 108V107H23ZM48 108V109H47ZM183 108V107H182ZM218 108V107H217ZM15 109H16V107H15ZM135 109V108H134ZM8 110V109H7ZM13 110V109H12ZM213 110V109H212ZM20 111V110H19ZM54 111V110H53ZM12 112V111H11ZM16 112V111H15ZM14 112V113H15ZM144 112H145V114H144ZM52 113V112H51ZM133 113V112H132ZM220 113V112H219ZM9 115H10V113H8ZM54 114H56L55 112H54ZM54 114H51V115H54ZM218 114V113H217ZM135 115V114H134ZM133 115V116H134ZM3 116V115H2ZM2 116L0 115V118H2ZM36 116H38L37 117V121H35V122H33V119L36 117ZM45 116V117H44ZM138 116V115H137ZM63 117V116H62ZM136 117V116H135ZM135 117H133V118H135ZM141 117V118H142ZM52 118V117H51ZM50 118V119H51ZM144 118V117H143ZM144 118V119H145ZM9 119V117L6 119V120H8ZM15 119V118H14ZM13 119V120H14ZM50 119H49V121H50ZM56 119V118H55ZM59 119V118H58ZM64 119V118H63ZM154 119V118H153ZM152 119V120H153ZM10 120V119H9ZM57 120V119H56ZM128 120V119H127ZM134 120H138L137 119V117H136V119H134ZM133 120V121H134ZM146 120V119H145ZM0 121H1V119H0ZM5 121V120H4ZM52 121V120H51ZM64 121V120H63ZM142 121H144V120H142ZM258 121V120H257ZM53 122V121H52ZM229 122V121H228ZM8 123V122H7ZM257 123V122H256ZM19 124V125H20ZM29 124H34V128H32L31 126H29ZM130 124H131V122H130ZM134 124V123H133ZM135 124H138V123H135ZM148 124V123H147ZM150 124V123H149ZM139 126H140V124H138ZM153 125V124H152ZM64 126H65V124L63 125V127H59V129L62 131V136L61 137H64V138H66V139H68V138H70V137H67V128L65 129L64 128ZM80 126V125H79ZM149 126V125H148ZM264 126V125H263ZM10 127V126H9ZM134 127V126H133ZM142 127V126H141ZM151 127V126H150ZM11 128H14L15 129V127H11ZM11 128H8V130L10 129L11 130ZM143 128V127H142ZM154 128V127H153ZM2 129H4V128H2ZM5 129H7V128H5ZM232 129V128H231ZM9 130V131H10ZM67 130V131H66ZM146 130V129H145ZM149 130V129H148ZM151 130V129H150ZM190 130V129H189ZM12 131V130H11ZM17 131V130H16ZM144 131V130H143ZM143 131L142 132H140V133H143ZM193 131H195V130H193ZM193 131H191V132H193ZM236 131V130H235ZM57 132V133H56ZM69 132V131H68ZM107 132V131H106ZM252 132V131H251ZM259 132V131H258ZM139 133V134H140ZM2 134V133H1ZM0 134V136H2ZM195 134V133H194ZM7 135H6V137H7ZM145 135V134H144ZM192 135V134H191ZM248 135V134H247ZM246 135V136H247ZM262 135V134H261ZM140 136H141V134H140ZM148 136V135H147ZM194 136V135H193ZM245 136V135H244ZM264 136V135H263ZM3 137V136H2ZM203 137V136H202ZM1 138V137H0ZM145 138H147V137H145ZM150 138V137H149ZM160 138V137H159ZM193 138V137H192ZM49 139H51L50 141H49ZM81 139V138H80ZM148 139V138H147ZM147 139H144V140H147ZM140 140V139H139ZM149 140V139H148ZM152 140V139H151ZM205 140H207V139H205ZM6 141H7V139H6ZM5 141V142H6ZM4 142V143H5ZM143 143V140H141L140 141V144L141 145H143L142 143ZM1 143V142H0ZM20 143V142H19ZM204 141H203V145H204ZM210 143V142H209ZM6 144H8L9 145V143H6ZM10 144V145H11ZM138 144H139V142H138ZM161 144V143H160ZM4 145V144H3ZM10 145H9V147H10ZM217 145V151H218V153H221L222 151H224V145L223 144H216ZM257 145H258V143H257ZM139 146V145H138ZM205 146H207V145H205ZM6 147V146H5ZM12 147V146H11ZM13 147V148H14ZM210 147V146H209ZM15 148V149H16ZM148 148H150V147H148ZM206 148V147H205ZM212 148V147H211ZM264 148V147H263ZM61 149V148H60ZM140 149H143V147L142 148H140ZM18 150H20V149H18ZM228 150V149H227ZM23 151H24V154H23ZM110 151V150H109ZM229 151V150H228ZM142 153V152H141ZM138 155H139V153H137ZM143 154V153H142ZM206 154V153H205ZM4 155V154H3ZM10 155V154H9ZM145 155V154H144ZM143 155V156H144ZM148 155V154H147ZM233 155V154H232ZM12 156V155H11ZM15 156H17V155H15ZM19 156V155H18ZM142 156V155H141ZM141 156H140V158H141ZM200 156V155H199ZM211 156V155H210ZM220 156V155H219ZM233 156H235V155H233ZM186 157V156H185ZM209 157V156H208ZM223 157V155H221V158ZM246 157V156H245ZM4 158V157H3ZM16 158H18V157H16ZM137 158V157H136ZM190 158V157H189ZM188 158V159H189ZM203 159H204V157H202ZM210 158V157H209ZM219 158V157H218ZM7 159V158H6ZM144 159V158H143ZM193 159V158H192ZM201 159V158H200ZM217 159V158H216ZM233 159H235V157L234 158H232V159H230V160H233ZM242 159H244V158H242ZM247 159V158H246ZM3 160V159H2ZM56 160H57V158H56ZM163 160V159H162ZM237 159H235V161H236ZM1 161V160H0ZM157 161V160H156ZM194 161V160H193ZM201 161H203L202 159H201ZM210 161H212V160H210ZM214 161V160H213ZM234 161V162H235ZM244 161V160H243ZM250 161V160H249ZM13 162V161H12ZM204 162V161H203ZM202 162V163H203ZM3 163V162H2ZM2 163H0V164H2ZM14 163H16L15 161H14ZM57 163V161H55V162H51L50 160L48 161V165L50 166V167H52V165L53 164H56ZM137 163V162H136ZM147 163V162H146ZM197 163H199V162H197ZM214 163V162H213ZM217 163V162H216ZM4 164V163H3ZM21 164H22V162H21ZM229 164H231V163H229ZM235 164V163H234ZM11 165V164H10ZM57 165V164H56ZM55 165V166H56ZM157 165V164H156ZM211 165V164H210ZM240 165V164H239ZM246 165H248V164H246ZM2 166V165H1ZM55 166H54V169H55ZM233 166V165H232ZM256 166H257V164H256ZM5 167H6V165H5ZM4 167V168H5ZM213 167V166H212ZM247 167V166H246ZM255 167V166H254ZM2 168V167H1ZM0 168V169H1ZM7 168H8V166H7ZM72 168V167H71ZM138 168V167H137ZM177 168V167H176ZM186 168V167H185ZM232 168V167H231ZM259 168V167H258ZM24 168H22V170H20L21 172L22 171H24L23 170ZM257 169V168H256ZM53 170V169H52ZM55 170H57V169H55ZM53 171V172H56V171ZM195 170V169H194ZM205 170V169H204ZM211 170H213V169H211ZM3 171V170H2ZM20 171H18V172H20ZM200 171V170H199ZM215 171V170H214ZM4 172V171H3ZM6 172V171H5ZM256 172V171H255ZM15 174H16V176H17V174L18 173H16V172H14ZM23 173V172H22ZM100 173V172H99ZM55 174V173H54ZM53 174V175H54ZM189 174V173H188ZM195 174V173H194ZM198 174V173H197ZM218 174V173H217ZM24 175V174H23ZM202 175V174H201ZM241 175H243V174H241ZM55 176V175H54ZM53 176V177H54ZM196 176V175H195ZM250 176V175H249ZM19 177H20V175H19ZM245 177V176H244ZM262 177V176H261ZM22 178H23V176H22ZM55 178V177H54ZM63 178V177H62ZM200 178H201V176H200ZM249 178V177H248ZM17 179V180H16ZM24 179V178H23ZM180 179V178H179ZM22 180V179H21ZM25 180V179H24ZM60 180V179H59ZM58 180V181H59ZM194 180V179H193ZM175 181V180H174ZM202 181V180H201ZM253 181V180H252ZM192 182V181H191ZM7 183H9V182H7ZM9 183V184H10ZM23 183V182H22ZM22 183H21V185H22ZM8 184V185H9ZM25 184V183H24ZM23 184V185H24ZM1 186V188H2V184H0ZM13 186L12 187V189L13 188H16L17 186H19V185H17V186ZM186 186V185H185ZM248 186V185H247ZM179 188V187H178ZM192 188H193V186H192ZM4 189L2 190L3 192H4ZM16 189H18V187L16 188ZM21 189V188H20ZM56 189V188H55ZM186 189V188H185ZM1 190V189H0ZM178 190V189H177ZM23 191H25L24 189H23ZM42 192V193H41ZM100 192H102L101 190H100ZM202 192H203V190H202ZM190 193V192H189ZM194 193V192H193ZM252 193V192H251ZM263 193V192H262ZM4 194L5 195H7L5 192H4ZM11 194L14 196H12V198H11ZM85 194V193H84ZM261 194V193H260ZM18 195V194H17ZM208 195V194H207ZM1 196H3L4 197V195L3 194H1ZM60 196V195H59ZM192 196V195H191ZM205 196V195H204ZM80 197V196H79ZM85 197V196H84ZM90 197V196H89ZM50 198V197H49ZM1 199V198H0ZM63 199V198H62ZM82 199V198H81ZM208 199V198H207ZM3 199H1V202H0V209H2V207H4L3 205H4V203H3V201H2ZM4 200H5V198H4ZM57 200H59V199H57ZM97 200V199H96ZM95 200V201H96ZM102 200V199H101ZM126 200V199H125ZM204 200V199H203ZM211 200H213L212 198H211ZM251 200V199H250ZM6 201V203L5 204H7V200H5ZM12 201V200H11ZM64 201H66V200H64ZM63 201V202H64ZM14 201L12 202V204L13 203H15ZM116 202V201H115ZM207 202V201H206ZM216 202V201H215ZM1 203H3V205L1 206ZM59 203V202H58ZM65 203V202H64ZM64 203L62 204V202L60 203V204H62L63 206H64ZM67 203V202H66ZM71 203V202H70ZM70 203L68 204V205H70ZM94 203V202H93ZM96 203V202H95ZM100 203V202H99ZM117 203V202H116ZM123 203V202H122ZM59 204V205H60ZM97 204H98V202H97ZM124 204V203H123ZM117 205V204H116ZM118 205H119V203H118ZM127 205V204H126ZM215 205V204H214ZM7 205H5V207H6ZM14 206V205H13ZM65 206H67V204L65 205ZM91 206V205H90ZM94 206V205H93ZM93 206H92V208H93ZM8 207V206H7ZM6 207V208H7ZM59 207V206H58ZM96 207V206H95ZM99 207V206H98ZM97 207V208H98ZM123 207V206H122ZM63 208V207H62ZM96 208V209H97ZM57 209V208H56ZM95 209V208H94ZM94 209L92 210L93 212H94ZM95 209V210H96ZM99 209V208H98ZM102 209H104V208H102ZM117 209V208H116ZM203 209V208H202ZM4 210V209H3ZM66 210V209H65ZM100 210V209H99ZM58 211V210H57ZM91 211V210H90ZM96 211H98V210H96ZM95 211V212H96ZM101 211V210H100ZM100 211H99V213H100ZM130 211V210H129ZM15 212H14V214H15ZM66 212H67V210H66ZM95 212H94V214H95ZM5 213H7V215H8V211H6V210H4V213L3 214H5ZM10 213V212H9ZM92 213V212H91ZM96 213H98V212H96ZM12 214V213H11ZM13 215V214H12ZM1 216V215H0ZM14 216V215H13ZM16 216V215H15ZM14 216V217H15ZM63 216V215H62ZM2 217H5V215H2ZM136 218V217H135ZM2 220V219H1ZM0 220V221H1ZM4 220H5V218H4ZM11 221V220H10ZM4 222V221H3ZM8 222H9V220H8ZM28 222V221H27ZM128 223H129V221H127ZM144 222V221H143ZM211 222V221H210ZM2 223V222H1ZM31 223V222H30ZM203 223V222H202ZM206 223V222H205ZM102 224V223H101ZM120 224V223H119ZM98 225V224H97ZM120 225H123V224H120ZM207 225V224H206ZM212 225V224H211ZM225 225V224H224ZM6 226V225H5ZM118 226V225H117ZM116 226V227H117ZM202 226V225H201ZM200 226V227H201ZM1 227V226H0ZM95 227H97V226H95ZM122 227V226H121ZM199 227V226H198ZM200 227H199V229H200ZM203 227V226H202ZM205 227V226H204ZM15 228V227H14ZM13 228V229H14ZM89 228V227H88ZM123 228V227H122ZM128 228V227H127ZM9 229V228H8ZM125 229H126V227H125ZM130 229V228H129ZM143 229V228H142ZM192 229V228H191ZM190 229V230H191ZM194 229V228H193ZM205 229V228H204ZM207 229V228H206ZM5 230V229H4ZM15 230V229H14ZM120 230V229H119ZM133 230H134V228H133ZM132 230V231H133ZM208 230V229H207ZM7 231V230H6ZM17 231V230H16ZM127 231H129V230H127ZM148 231V230H147ZM1 232V234H3L2 233V231H0ZM75 232V231H74ZM109 232V231H108ZM121 232V231H120ZM124 232V231H123ZM122 232V233H123ZM134 232V231H133ZM141 232H143V231H141ZM140 232V233H141ZM95 233V232H94ZM126 233V232H125ZM144 233V232H143ZM229 233V232H228ZM4 234H5V232H4ZM78 236H81L82 237V235H83V233L82 232H80V231H77V233H76ZM132 234V233H131ZM135 234H136V232H135ZM139 233L137 232V234L136 235H138ZM195 234V233H194ZM211 234V233H210ZM199 235V234H198ZM202 235V234H201ZM64 236V235H63ZM88 236V235H87ZM94 236V235H93ZM203 236V235H202ZM220 236V235H219ZM225 236V235H224ZM11 237V236H10ZM10 237H8V239L10 238ZM12 237H13V235H12ZM80 237V238H81ZM136 237V236H135ZM194 237H197V236H194ZM211 237V236H210ZM76 238V237H75ZM79 238V239H80ZM129 238V237H128ZM131 238V237H130ZM191 238V237H190ZM229 238V237H228ZM92 239V238H91ZM198 239V238H197ZM199 239H201V237L199 238ZM142 240V239H141ZM192 240V239H191ZM190 240V241H191ZM206 240V239H205ZM222 240V239H221ZM229 240V239H228ZM227 240V241H228ZM9 241V240H8ZM74 241V240H73ZM95 241V240H94ZM200 241V240H199ZM210 241V240H209ZM233 241V240H232ZM104 242V241H103ZM184 242V241H183ZM194 242V241H193ZM211 242V244H213L212 243V240L210 241ZM217 242V241H216ZM230 242V241H229ZM72 243V242H71ZM200 243V242H199ZM189 244V243H188ZM204 244V243H203ZM224 244V243H223ZM61 245V244H60ZM77 245V244H76ZM79 245V244H78ZM80 245H82V244H80ZM187 245V244H186ZM185 245V246H186ZM190 245V244H189ZM192 245V244H191ZM201 245V244H200ZM206 245V244H205ZM214 245V244H213ZM216 245V244H215ZM218 245H220V244H218ZM227 245H228V242H227ZM233 245V244H232ZM90 246V245H89ZM97 246V245H96ZM184 246V245H183ZM188 246V245H187ZM198 246V245H197ZM207 246V245H206ZM217 246V245H216ZM239 246V245H238ZM76 247V246H75ZM78 247V246H77ZM86 247V246H85ZM88 247V246H87ZM194 247V246H193ZM192 247V248H193ZM205 247V246H204ZM223 247V246H222ZM232 247V246H231ZM65 248V247H64ZM71 248V247H70ZM99 248V247H98ZM191 248V249H192ZM194 248H196V247H194ZM201 248V247H200ZM217 248H219V247H217ZM233 248V247H232ZM236 248V247H235ZM67 249V248H66ZM69 249V248H68ZM94 249V248H93ZM97 249V248H96ZM190 249V248H189ZM209 250L211 249V247L210 248H208ZM221 249V248H220ZM70 250H72V249H70ZM195 250V249H194ZM211 250H213V249H211ZM230 250V249H229ZM34 251V250H33ZM86 251H88V249L86 250ZM184 251H186V250H184ZM188 251V250H187ZM190 251V250H189ZM205 251H206V249H205ZM227 251V250H226ZM35 252V251H34ZM53 252V251H52ZM73 252V251H72ZM90 252V251H89ZM208 252V250L206 251V253ZM237 252H239V251H237ZM38 253V252H37ZM51 253V252H50ZM96 253V252H95ZM179 253V252H178ZM185 253V252H184ZM187 253L188 252H186V256H187ZM192 253V252H191ZM197 253V252H196ZM201 253H203V252H201ZM205 253V255H204V257L203 258H206L205 256L208 254H206ZM210 253V252H209ZM216 253V252H215ZM215 253H213V254H215ZM54 254V252L51 254V255H53ZM68 254H70V253H68ZM98 254V253H97ZM241 254H242V256H241ZM240 254V256L239 257H242V259H245L246 260V258H247V255L245 254V253H241ZM39 255V254H38ZM50 255V254H49ZM51 255H50V257H51ZM63 255V254H62ZM65 255V254H64ZM72 255V254H71ZM70 255V256H71ZM91 255V254H90ZM175 255V254H174ZM178 255V254H177ZM188 255H189V253H188ZM192 255H194L193 253H192ZM203 255V254H202ZM209 255V254H208ZM42 256H44V255H42ZM47 256V255H46ZM66 256H67V254H66ZM78 256V255H77ZM173 256V255H172ZM181 256V255H180ZM185 256V255H184ZM185 256V257H186ZM200 256V255H199ZM27 257V256H26ZM184 257V258H185ZM193 257H195V256H193ZM192 257V258H193ZM245 257V258H244ZM43 258H45V257H43ZM52 258V257H51ZM106 258V257H105ZM188 258V257H187ZM186 258V259H187ZM190 258V257H189ZM229 258V257H228ZM53 259H54V257H53ZM56 259V258H55ZM75 259V258H74ZM95 259V258H94ZM107 259V258H106ZM202 259V258H201ZM200 259V260H201ZM215 259V258H214ZM235 259V258H234ZM39 260H41V259H39ZM50 260V259H49ZM52 260V259H51ZM183 260V259H182ZM197 260V259H196ZM229 260V259H228ZM236 260V259H235ZM238 260H239V258H238ZM241 260V259H240ZM26 261V260H25ZM48 261V260H47ZM83 261H84V259H83ZM127 261V260H126ZM184 261V260H183ZM199 261V260H198ZM197 261V262H198ZM209 261H213L212 260V257H211V260H209ZM219 261V260H218ZM244 261V260H243ZM248 261V260H247ZM41 262V261H40ZM43 262V261H42ZM88 262V261H87ZM103 262V261H102ZM182 262V261H181ZM181 262H179V263H181ZM189 262V259H187V264H189L188 263ZM200 262V261H199ZM217 262V261H216ZM228 262V261H227ZM44 263H45V261H44ZM58 263V262H57ZM174 263V262H173ZM190 263H191V261H190ZM210 263V262H209ZM213 263V262H212ZM229 263H231V262H229ZM242 263H244V262H242ZM35 264V263H34ZM56 264V263H55ZM70 264V263H69ZM74 264V263H73ZM80 264V263H79ZM82 264V263H81ZM96 264V263H95ZM169 264H171V262H169ZM178 264V263H177ZM184 264V263H183ZM186 264V263H185ZM192 264V263H191ZM217 264V263H216ZM225 264V263H224ZM246 264H248V263H246ZM250 264V263H249Z\"/></svg>",
  "mask_w": 264,
  "mask_h": 264
}]
</instances>
